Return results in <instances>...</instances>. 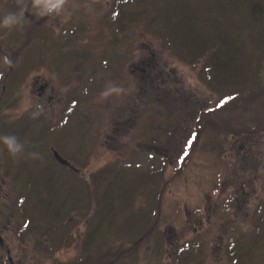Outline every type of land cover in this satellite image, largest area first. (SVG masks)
<instances>
[{
    "label": "rangeland",
    "instance_id": "1",
    "mask_svg": "<svg viewBox=\"0 0 264 264\" xmlns=\"http://www.w3.org/2000/svg\"><path fill=\"white\" fill-rule=\"evenodd\" d=\"M154 1L67 0L61 12L39 15L44 9L34 8L33 0H0V21L9 13L20 18L11 28L0 27V48L7 52L0 53V121L4 123L0 124V235L13 264H66L83 258L93 226V241L109 233L126 234L129 227L114 213H133L128 223L138 222V215L145 216L139 203L145 206L151 192L161 186H165L163 213L156 214V227L139 239L137 264H235L224 255L231 235L242 234L243 239L246 233L248 240H255L262 234L264 129L230 137L231 145L225 147L234 164L202 149L216 141L213 123L230 114L217 108L216 97L223 89L219 92L221 85L207 78L203 57L183 53L172 39L168 42L165 30L161 35L167 20L160 17ZM237 1L231 2L235 8L241 6ZM171 17L169 13L167 18ZM243 49L250 51L249 46ZM258 62L264 74V55ZM10 69L18 71L17 76L22 70L14 86ZM237 73L243 78L242 71ZM42 82L48 85L44 94L39 92ZM110 87L121 91L103 95ZM211 106L217 109L212 112ZM196 117H200L197 124ZM189 132L197 138L185 156ZM4 136H15L23 146L21 152L11 155ZM51 147L71 162L69 174L75 168L87 184L89 172L98 178L97 171L119 169L124 176L114 197L104 196L101 183L88 191L94 197L93 193L91 198L83 197L84 183L66 180V187L70 184L74 191L68 193L66 188L65 200L57 202L63 218L41 220L54 229L70 224L72 241L64 239L61 246L57 236L49 238L45 227L43 233L33 227L36 217H27L26 230L18 235V224L26 219L24 174L43 178L39 168L23 163L42 154L46 174H59L61 164ZM176 159H183L178 175ZM147 172L151 175L146 183H138ZM230 193L232 200L225 201ZM25 201L31 204L35 198ZM104 202L114 213H102ZM189 243L201 254L187 262L175 251ZM0 264H9L1 247Z\"/></svg>",
    "mask_w": 264,
    "mask_h": 264
},
{
    "label": "trees",
    "instance_id": "2",
    "mask_svg": "<svg viewBox=\"0 0 264 264\" xmlns=\"http://www.w3.org/2000/svg\"><path fill=\"white\" fill-rule=\"evenodd\" d=\"M232 1L155 0L154 5L159 9L160 17L167 20H163V32L160 30L161 35L165 30L168 42L172 39V42H176L182 48L183 53L186 51L193 52L194 59L203 57L205 60L204 67L208 72L207 78L221 85L218 89L219 92L221 89L223 91L216 97V101L220 102L217 108H220L222 112H226L227 110L230 114H226L227 116L224 119L216 120L213 123L217 129L216 133L213 132L216 135V141L210 144L207 142L202 149L204 151L210 150L216 152L217 156L222 158L224 162L230 160L234 164L235 158L227 155L228 148L225 147V144L230 142V137L234 140L242 135V133L260 132L264 129V74L261 73L258 66V59L264 55V0H240V2H237L241 6H237L236 8L231 5ZM121 3L124 4L123 2ZM116 4H119V2ZM225 11L232 12L233 16L228 17V13L225 14ZM169 13H172L170 19L167 18ZM185 39L192 42L193 48H191ZM168 45L173 48L169 43ZM245 46H249L250 51H245L243 49ZM177 54L179 57H183L180 53ZM238 71H242L240 76L243 78L239 77L240 73H237ZM9 73L13 76L10 81L11 86H14L18 71L14 72L13 69H10ZM20 73L21 71H19ZM208 83L211 84L210 82ZM1 102L2 100H0ZM217 108L211 106L210 110L213 112ZM199 118L196 117V120H194L196 124ZM0 124L4 123L1 122ZM165 132L166 129L164 130ZM196 138V134L189 132L188 137L185 139L188 141L185 156L190 152L192 142ZM234 144L239 145L235 141ZM230 145L231 142L229 147ZM31 153L29 154L30 156ZM42 156L44 155H32L29 162L23 163L29 164L28 167L39 168V173L43 178L36 177L31 173L24 174L26 186L21 189H25L26 195H23L22 200V205L24 206L22 216H26V219L23 222L20 221V224H18V233L21 235L22 229L26 230L23 225L25 226L29 223L30 220L27 217H36L37 221L33 222V227L36 229L40 228L38 230L39 233H43L41 227H45V232L48 233L49 238L57 236L58 246H61L64 244V239H67L64 240L67 243L72 241L69 231L70 224H67L65 227H60L58 224L57 228L54 229V227L51 228V225L44 224L41 220L44 219L46 222V218L55 219L59 216V200L60 198L65 200L62 194L65 193L66 188L68 193L74 191L73 188H70V184L66 187V180L67 182L68 180L74 182L76 179L77 184L84 183L85 192L79 189L83 197L85 194V197L91 198L90 194L93 192H90L91 190H96L98 183L104 185V196L114 197V192H116L115 187L117 184H120L124 176L120 177L122 171L119 169L117 171L113 169L97 171L98 178L95 177V174L89 172V183L87 184L77 174L75 168H73V173L69 174L67 168L69 166L61 163L59 165L61 174L56 173L53 175V173H50L47 175L48 167L43 164L42 160L45 158ZM176 160H178V163L174 164V173L178 175L183 168V164L181 163L183 159ZM225 168L227 169L228 166H225ZM157 173L158 168L153 170L152 177ZM150 175V172L140 175L138 183H146L145 180H148ZM103 180H106V184ZM236 180H239V178ZM164 188L165 186H161L155 192H151L150 199L145 203L146 207L144 203H139V211L144 212L145 216L142 214L138 215L139 220L134 224L128 223V220H132L133 213H125L124 211L116 214L117 211L114 213L112 207L104 202L102 213H114L115 216L117 215L116 218L120 221L124 220L126 223L124 226L129 228L124 235L113 236L109 233L103 238L100 237L99 241H93V237L95 236L93 234L96 228V226H93L92 231L89 232L85 240L83 258L82 256L77 257L76 260L78 261L76 264H137L139 239L156 227V214L163 213L162 195ZM238 188L241 189V186ZM89 190L90 192H88ZM122 190L123 188L119 187V192ZM92 196L94 197L95 193ZM30 197H34L35 201L28 204L25 200ZM232 198L233 194L230 193V196L226 197L225 201H231ZM68 217V219H71V213H68ZM62 218L60 217L59 219ZM110 218H113L112 215ZM119 220L115 219L113 223V226L116 228L119 225ZM143 227H146V229L137 235ZM261 231L263 236L260 233L255 240H248L246 233L243 239L241 238L242 234L231 235V242L224 245L225 257L235 264H264V226ZM51 233L52 235H50ZM193 245L189 243L186 247L182 244L181 248L179 247V251L178 249L175 251L176 256L178 258H188L185 260L190 262L201 254L199 247ZM0 247L3 251L5 250V246L0 245ZM76 260H69L66 264H73V261Z\"/></svg>",
    "mask_w": 264,
    "mask_h": 264
},
{
    "label": "clouds",
    "instance_id": "3",
    "mask_svg": "<svg viewBox=\"0 0 264 264\" xmlns=\"http://www.w3.org/2000/svg\"><path fill=\"white\" fill-rule=\"evenodd\" d=\"M67 3V0H33V7H41L44 9L39 15H47L51 13H59L63 10L64 5ZM20 23V18L14 14H7L2 21H0V27L11 28L13 25ZM121 89L116 87H110L103 95L107 96L112 93H119ZM39 107V106H37ZM36 114L34 113L33 116ZM4 145L7 147L9 153L13 156L20 153L22 150V145L18 143L15 136H4L2 138Z\"/></svg>",
    "mask_w": 264,
    "mask_h": 264
},
{
    "label": "flooded vegetation",
    "instance_id": "4",
    "mask_svg": "<svg viewBox=\"0 0 264 264\" xmlns=\"http://www.w3.org/2000/svg\"><path fill=\"white\" fill-rule=\"evenodd\" d=\"M20 51H21V49H20ZM2 52L7 55V52H5L4 49L0 48V53L2 54ZM14 53L16 54V52H14ZM16 60H19L18 57L16 58ZM36 82H38V81L36 80ZM38 86L40 88V91L39 92L41 94H44V92H46V90H47V86L48 85H47L46 82H42V83H38ZM41 94H39V95H41ZM47 96L50 98L52 96V94L51 93H47ZM68 166H70V164H68Z\"/></svg>",
    "mask_w": 264,
    "mask_h": 264
},
{
    "label": "water",
    "instance_id": "5",
    "mask_svg": "<svg viewBox=\"0 0 264 264\" xmlns=\"http://www.w3.org/2000/svg\"><path fill=\"white\" fill-rule=\"evenodd\" d=\"M54 155H55V157H57L61 162H66V160H65L63 157H61V156L59 155V153H58L57 151H55V150H54Z\"/></svg>",
    "mask_w": 264,
    "mask_h": 264
}]
</instances>
